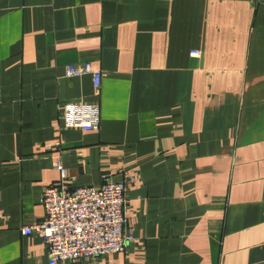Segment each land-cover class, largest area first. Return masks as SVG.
I'll list each match as a JSON object with an SVG mask.
<instances>
[{
    "label": "crops",
    "instance_id": "1",
    "mask_svg": "<svg viewBox=\"0 0 264 264\" xmlns=\"http://www.w3.org/2000/svg\"><path fill=\"white\" fill-rule=\"evenodd\" d=\"M76 102L98 129L66 126ZM59 158L76 185L137 177L135 239L93 264H264V0H0V264H49L22 227Z\"/></svg>",
    "mask_w": 264,
    "mask_h": 264
},
{
    "label": "built area",
    "instance_id": "2",
    "mask_svg": "<svg viewBox=\"0 0 264 264\" xmlns=\"http://www.w3.org/2000/svg\"><path fill=\"white\" fill-rule=\"evenodd\" d=\"M192 53L201 56L200 51ZM66 73L70 78L92 74L98 89L106 76L89 62L70 64ZM64 106L62 118L67 127L88 131L100 127L99 105L76 102ZM55 166L61 172V179L58 185L45 187L41 200L45 216L41 221L22 227V232L37 234L45 240L49 264L75 261L93 264L100 256L125 253L135 239L128 231L126 212L127 192L137 177L129 174L121 181H114L106 176L100 186H83L75 184L76 177L69 175L61 158Z\"/></svg>",
    "mask_w": 264,
    "mask_h": 264
}]
</instances>
